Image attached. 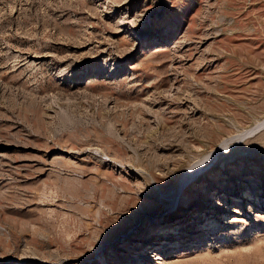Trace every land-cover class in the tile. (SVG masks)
<instances>
[{
  "label": "rangeland",
  "instance_id": "374dc122",
  "mask_svg": "<svg viewBox=\"0 0 264 264\" xmlns=\"http://www.w3.org/2000/svg\"><path fill=\"white\" fill-rule=\"evenodd\" d=\"M0 264H264V0H0Z\"/></svg>",
  "mask_w": 264,
  "mask_h": 264
}]
</instances>
